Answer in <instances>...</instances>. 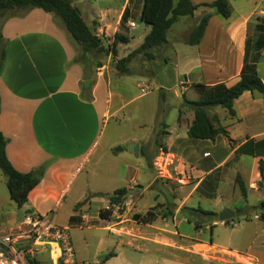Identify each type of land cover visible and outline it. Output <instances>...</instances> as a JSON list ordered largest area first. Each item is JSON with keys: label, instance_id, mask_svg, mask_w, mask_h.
Segmentation results:
<instances>
[{"label": "crops", "instance_id": "1", "mask_svg": "<svg viewBox=\"0 0 264 264\" xmlns=\"http://www.w3.org/2000/svg\"><path fill=\"white\" fill-rule=\"evenodd\" d=\"M70 1L105 47L116 34L128 39L118 45L117 55L105 54L100 64L87 62L64 24L42 9L0 14L5 46L0 132L6 139V155L18 172L43 171L21 208L24 216L31 210L59 227L85 230L82 246L70 234L77 264H264V175L260 171L264 94H242L235 100L234 118L222 108L211 109L229 134V138L218 135L214 141L188 136L194 112L185 103L198 100L194 84L232 87L240 81L247 44L251 55L264 37V7L257 9L256 0H235L226 19L203 5L215 0H191L199 6L194 15L181 18L170 29L167 44L153 50V58L138 55L128 65L130 72L123 74L117 69L118 61L139 48L151 31L145 24L142 32L133 34L144 0ZM207 14L211 17L200 43L187 44L190 32ZM131 23L136 24L134 28ZM256 68L264 82V48ZM142 84L154 90L143 95ZM165 84H173V89ZM171 90L179 100L167 104ZM135 106L137 110L131 111ZM140 112L145 115L142 120ZM134 122L135 131L124 130ZM130 146H139L138 156ZM161 152L174 160L179 171L176 181L184 193L174 199L173 213L148 222L143 218L148 211H138V201L132 197L125 201L123 212L118 211L120 206H111L109 198L117 190L126 189L127 196H133L138 188L145 191L156 185L154 169L149 166L152 174H148L134 162L144 158L149 164ZM92 159L89 181H100V186L83 179L85 183L76 185ZM112 184L121 186L107 191ZM94 197L107 203H98ZM200 200L212 202V208H204ZM250 206L256 209L225 224L218 217L197 213L195 218L188 213L201 208L218 215L224 208L238 212ZM107 208L112 213L102 219L99 212ZM60 213L65 219L58 218ZM23 218L0 220V230L5 225L18 228ZM79 247L83 253H78ZM36 262L58 264L48 246L38 250Z\"/></svg>", "mask_w": 264, "mask_h": 264}, {"label": "trees", "instance_id": "2", "mask_svg": "<svg viewBox=\"0 0 264 264\" xmlns=\"http://www.w3.org/2000/svg\"><path fill=\"white\" fill-rule=\"evenodd\" d=\"M231 1L235 0H215L210 4H203L214 9L217 15L229 18L232 15ZM199 6L194 5L191 0H144L141 21L151 27V31L145 37L139 48L131 52L128 56L117 63V69L123 73L130 72L128 65L138 55L153 58L152 51L162 48L168 42L170 29L181 19L192 17ZM28 8H39L47 13H52L61 21L74 43L81 48L82 57H86L91 52L105 53L107 55H117V47L120 43H127L125 36L116 34L111 44L104 46L101 39L86 24L79 10L73 7L70 0H0V14L7 11H16ZM211 15H205L190 32L187 44L197 45L200 43ZM126 18H123V22ZM264 48V37L256 42L255 52L250 55L248 48L245 53L244 67L240 81L232 87L225 84L208 86L205 84H194L192 87L198 94L197 101H187L186 106L194 112V120L189 127L188 136L191 139L214 141L218 135L229 138L227 129L221 125L220 117L212 115L210 110L213 108L224 109L231 118L236 117L234 109L235 100L245 92H258L264 94V82L261 80L256 64L261 59V51ZM5 61V46L0 36V76ZM1 113V95H0ZM180 119V118H179ZM6 139L0 132V169L6 176V184L9 197L18 208H23L28 202V197L40 183L43 171L21 173L18 172L6 155ZM118 148L117 150H119ZM260 171L264 175V162L260 164ZM243 196H246L245 186L240 178L236 181ZM128 194L126 189L115 191L110 196L111 206L124 203V197ZM264 206V202L262 204ZM78 208V207H77ZM189 215L198 217L197 213L207 217H218L217 214L204 211L201 208L196 210L189 209ZM32 213L28 210L26 214ZM112 213V208L100 210L99 215L102 219H107ZM148 212L143 216L145 221L151 222L156 219ZM72 217L71 222L75 221ZM33 264H38L36 261Z\"/></svg>", "mask_w": 264, "mask_h": 264}, {"label": "rangeland", "instance_id": "3", "mask_svg": "<svg viewBox=\"0 0 264 264\" xmlns=\"http://www.w3.org/2000/svg\"><path fill=\"white\" fill-rule=\"evenodd\" d=\"M84 1H86L89 4H95V1H89V0H84ZM233 2L234 1H231V3H233ZM256 3H258V5H259L257 9H260V8L264 7L263 0H256ZM236 6H237V3L235 4V7ZM257 12H259V10H257ZM144 25H145V23H143L141 21H138V26L139 27H138V29L135 32H133V34L138 35L140 32H142V28L145 27ZM185 26H189V23L185 24ZM178 28H179V26H178ZM69 37H70V39H72L70 34H69ZM101 41H102V43L104 42L102 39H101ZM107 43L111 44V41L107 42ZM131 45H133V42H132ZM75 46L77 47V49L79 51V54L82 57L81 48L79 46H77L76 44H75ZM134 47H136L135 44H134ZM104 57H105V53L91 52L85 58H86L87 62L93 63V62H96V61L99 62V60L103 59ZM137 60L138 59H136V61H135L136 63L139 62ZM99 64H100V62H99ZM166 78H169V77L167 76ZM167 84H169V83H167ZM167 84H165V85H167ZM144 85H147V84H144ZM147 86H149V85H147ZM149 87H152V89L154 90L153 86H149ZM166 89H173V84H171L169 86L167 85ZM132 90H133V93H134L133 96H137L139 94L138 91H137V93L135 92L136 86L135 87L133 86ZM154 92H156V91H154ZM167 94H168L167 104L173 103V102H177L179 100L178 98L174 97L175 94H174L173 90H171L170 93H167ZM155 96L156 95H153V96L150 97L151 105L154 104V99L153 98H155ZM132 108H135L137 110L136 106L135 107H131V111H132ZM135 109H134V111H135ZM140 114H141V115H139L141 117L140 120L144 119L145 115L142 116L141 112H140ZM171 117H172L171 120L174 119V121H175L174 124H175L176 123V116L172 113ZM136 124L137 123H135V122L134 123H130V124H128V125H126L124 127V130L127 131V132L128 131L129 132H133V131H135L137 129ZM145 130H150V127L146 126ZM108 156H109V158L111 160L115 159L114 155H112L110 153H108ZM138 162H141V165ZM92 164H93V159H92V163L90 165L88 164L86 166V168L82 171V174L80 175L76 185L77 184L80 185V183H85L86 182V183H89V184L95 183L97 187L100 186V181L99 182H90L89 181L91 179L89 176L91 174L90 173V169H92ZM134 164L137 167H139L140 169L146 170L148 172V174H152V171H151L150 167L152 169H154V171L156 173V177H157V183H155L156 184L155 186L145 189V191H143L142 189L138 188L137 189V193H132L133 196H130V195L127 196L126 195V197H124L123 202L125 203L126 200H128L130 197H132V199L138 201L137 202V207H136L138 211L143 212V213H146L148 211L151 215L155 216L156 218H158V217H163V218L164 217H168L169 214L173 213V210L175 208V205H173V204H174V199L176 198V196L181 194V193L184 194L183 191L180 189L181 185L174 179H162V178H159V176L157 174V171H156V168L154 166V161L150 162L149 163L150 165H149L147 163L146 159L140 158V160L135 161ZM102 168H104V167H101L100 170H102ZM174 177H175V175H174ZM82 179L85 182H82ZM6 181H7L6 176L3 174V172L0 169V220H2L3 222H6L8 220H10V221L18 220L19 221L22 217H24V211L21 208H18L16 205L10 206L12 204V202L10 201L9 191H8V188H7ZM148 181L143 182L142 186L146 187L148 185V183H149ZM95 184H94V186H95ZM76 185H75V187H76ZM120 186H121V184H112V185H107L105 189L107 191L110 190L111 192H113L117 187H120ZM190 187H191V185L188 186V189ZM141 191H143L142 197L139 195V193ZM197 199L198 198H195L194 201H196ZM94 200H96V202H98V203L100 201L103 202L104 204L107 203L106 202L107 199L102 198V197H94ZM194 201H192V202H194ZM200 202H201V204H202V206L204 208H207V209L212 208V205H211L212 202H209V201H206V200H200ZM124 203L119 205L120 206V210H118L119 212H123ZM195 205H197V204H195ZM143 216H145V215H143ZM58 218L65 219V214H61L60 213ZM233 220L237 221L238 219H233ZM171 224H173V223H171ZM185 225L187 226V223H185ZM4 227L2 228V230H0L1 234L10 233V232H17L18 228H19L18 227V228L14 229V230L13 229L11 230V229H7L8 226H6V225ZM173 229H175V228H173ZM69 233L70 234L72 233V236H74V239L77 240L78 246L79 245L82 246L81 242L84 239L83 237H84V234H85V230H84V232H82V231L76 229V230L69 231ZM77 251H78V253H80V252L83 253L84 252L83 248H80V247H79V249H77Z\"/></svg>", "mask_w": 264, "mask_h": 264}, {"label": "built area", "instance_id": "4", "mask_svg": "<svg viewBox=\"0 0 264 264\" xmlns=\"http://www.w3.org/2000/svg\"><path fill=\"white\" fill-rule=\"evenodd\" d=\"M135 25L131 23L130 27L134 28ZM151 90L152 87L144 84L140 87L143 95ZM154 166L159 178L177 180L178 168L165 152L155 158ZM83 218L87 220L86 217ZM69 231V227L53 224L46 215L33 212L25 214L17 232L0 233V264H33L38 250L45 246L50 248L51 258L58 264H77Z\"/></svg>", "mask_w": 264, "mask_h": 264}, {"label": "water", "instance_id": "5", "mask_svg": "<svg viewBox=\"0 0 264 264\" xmlns=\"http://www.w3.org/2000/svg\"><path fill=\"white\" fill-rule=\"evenodd\" d=\"M129 150L131 152H134L138 156L139 152V146H130ZM256 208L254 206H250L245 208L244 210L234 212L229 208H224L221 212L218 214V221L219 222H227L230 221L236 217H243L248 215L251 211H254ZM195 221V219H193Z\"/></svg>", "mask_w": 264, "mask_h": 264}]
</instances>
